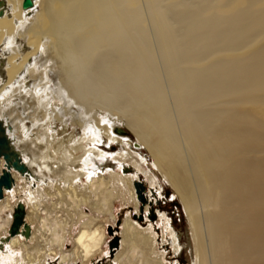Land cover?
I'll return each instance as SVG.
<instances>
[{"label": "bare ground", "instance_id": "1", "mask_svg": "<svg viewBox=\"0 0 264 264\" xmlns=\"http://www.w3.org/2000/svg\"><path fill=\"white\" fill-rule=\"evenodd\" d=\"M23 1L0 0V119L26 166L0 198V264H95L120 205L114 264H170L158 171L193 264H264V0Z\"/></svg>", "mask_w": 264, "mask_h": 264}, {"label": "rangeland", "instance_id": "2", "mask_svg": "<svg viewBox=\"0 0 264 264\" xmlns=\"http://www.w3.org/2000/svg\"><path fill=\"white\" fill-rule=\"evenodd\" d=\"M31 112V111H26V113ZM27 124L29 126H31L30 120H27ZM65 126L60 123L58 126H56L55 130L58 131V136L63 137H69L71 133L76 134L77 136L82 135V129L81 128H74V125L71 124L69 128H67V131L65 133ZM128 131V130H127ZM129 132V131H128ZM130 135L132 136V133L129 132ZM128 136V137H129ZM133 139V150L142 153V155L148 159V162H150V164L153 165V162L150 158V154L149 152L146 151V149L144 148V146L142 145L141 147L139 146V143L137 142V140ZM108 140V138H105L104 141V145L106 147V145L108 143H106ZM109 141V140H108ZM138 143V145H137ZM114 146H117L114 144ZM122 147L118 146L115 147V152L119 151ZM144 148V149H143ZM140 149V150H139ZM150 159V160H149ZM157 169V168H156ZM158 171V170H157ZM162 181H163V189H160L159 191H157L158 193H162V196L160 197V200L158 201V203L156 204L157 206L159 205L160 207L162 206L163 211L168 215L169 218L172 219V224L175 227V231L177 232V234L179 235V239H181V251H176L173 247V244L171 243L172 240L169 237V239H165L163 241L162 244H160V248L162 251L165 250V252L167 253V261L170 264H193L194 263V259H195V253H194V248H193V243L191 240V235H190V226H189V222H188V217L186 215L185 212V208L184 205L182 203V200L177 196V194H175L173 188L171 187V185H169L166 182V179L164 178V176L161 174L160 171H158ZM143 180V181H142ZM139 180L140 186L136 185V191L138 197L141 196H145L147 194L146 190H147V186L145 184V180L142 179ZM165 180V181H164ZM145 191V192H144ZM131 212L134 214L136 212L135 208L133 206H122L120 205L117 209V219L116 222L114 224L112 223H106L107 225V232L109 235V239H108V253H104V255H101L97 258H95L94 263L95 264H114L113 258L114 255L116 254V252L118 251V249L121 246V237H122V230L124 227V223L126 218L128 217V215L131 214ZM141 214V213H140ZM143 215V214H142ZM140 221L142 224H145V226H147L149 224V220L146 218H140ZM155 223V221L153 222ZM157 232L160 236V242L161 239L163 238V232H162V226L161 229L159 226H157ZM68 246H72V243L69 242ZM53 264H58V261H55Z\"/></svg>", "mask_w": 264, "mask_h": 264}, {"label": "water", "instance_id": "3", "mask_svg": "<svg viewBox=\"0 0 264 264\" xmlns=\"http://www.w3.org/2000/svg\"><path fill=\"white\" fill-rule=\"evenodd\" d=\"M35 0H24V9L34 7ZM3 11H0V15ZM138 145V144H137ZM5 160L6 167L2 169L0 173V198L4 197L5 189H12L14 186V178L12 175V169L20 172L26 171V166L22 163L18 154L11 149L9 139L5 135L4 125L0 119V160ZM26 208L22 203H19L13 214V222L10 227V236H14L19 233L21 226H28L25 221Z\"/></svg>", "mask_w": 264, "mask_h": 264}]
</instances>
